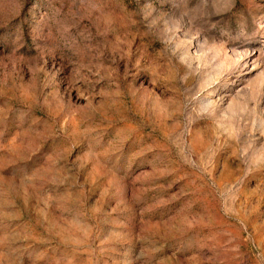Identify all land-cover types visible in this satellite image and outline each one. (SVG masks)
Instances as JSON below:
<instances>
[{"label": "rangeland", "instance_id": "obj_1", "mask_svg": "<svg viewBox=\"0 0 264 264\" xmlns=\"http://www.w3.org/2000/svg\"><path fill=\"white\" fill-rule=\"evenodd\" d=\"M0 264H264V0H0Z\"/></svg>", "mask_w": 264, "mask_h": 264}]
</instances>
